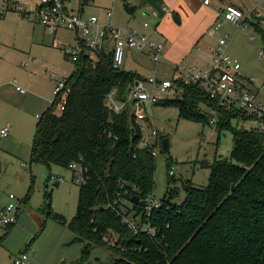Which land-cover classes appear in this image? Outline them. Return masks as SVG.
I'll list each match as a JSON object with an SVG mask.
<instances>
[{"label": "trees", "instance_id": "1", "mask_svg": "<svg viewBox=\"0 0 264 264\" xmlns=\"http://www.w3.org/2000/svg\"><path fill=\"white\" fill-rule=\"evenodd\" d=\"M94 2L79 0V13ZM123 2L125 11L133 15L134 8ZM261 11L252 10L247 22L264 45ZM73 64V73L64 80L70 89L65 109L57 113L56 98L40 116L29 165L69 170L71 164L82 162L88 169L70 222L52 210L51 193H46L40 209L46 219L67 225L76 241L86 242L80 262L89 261L93 246H102L119 256L111 264H264V130L244 127L253 117L225 109L198 85L175 79L177 96L156 106L176 108L180 119L204 125L212 120L205 107L214 110L219 132H231L234 146L230 159L216 157L210 165L206 187H196L192 181L183 184L182 203H175L178 190L170 189L176 179L169 166L168 193L158 208H150L157 158L146 149L134 156L133 147L142 135L134 124L132 106L120 114L106 106L112 91H117L118 101H124L136 82L148 78L123 70L124 64L116 68L113 52L100 53L96 63L82 56ZM260 121L264 125V117ZM165 139L160 135L161 142ZM29 197L30 193L25 200ZM126 216L137 222L138 231L123 222ZM144 225L155 235L143 231ZM13 227H6L0 248ZM112 234L117 236L115 246L108 243Z\"/></svg>", "mask_w": 264, "mask_h": 264}, {"label": "rangeland", "instance_id": "2", "mask_svg": "<svg viewBox=\"0 0 264 264\" xmlns=\"http://www.w3.org/2000/svg\"><path fill=\"white\" fill-rule=\"evenodd\" d=\"M102 1L111 5L114 0ZM69 4L71 8L79 10L78 0H68V7ZM256 4V9L262 10L264 14V5L258 2ZM85 11L87 16L92 14L91 9ZM113 11V24L122 22L124 24L121 27H116L127 28L125 22L129 15L121 0H115ZM28 20L15 13L0 19V35L3 36L0 40V131L8 124L13 126L7 138L0 137V215L4 207L12 203L18 205L20 212V219L18 217L0 248V264H15L14 261L23 256L28 257L25 264H111L119 256L115 251L102 246H93L89 261L81 263L86 242L76 241L75 234L67 225L46 219L40 211L46 201V193L52 194V210L63 215L67 222L73 219L77 211L80 185L72 181L70 170L58 166L48 169L41 164L29 165L36 126L42 114L39 111H44L54 101L57 83L63 80L58 74L61 75L64 71L72 73L74 64L63 51L53 46L52 36L46 34L41 25ZM229 33V53L240 62L241 72L254 78L258 96L264 100V89H261L264 82L262 37L253 26L244 31L233 28ZM58 36L63 41L65 38L70 39V42L74 41L73 33L68 31L60 32ZM133 55L134 60H131ZM139 58V53L126 51L122 69L150 77L149 71L141 70L136 64ZM158 69V79L168 78L174 82L176 76L170 75V68L161 64ZM51 75H55L53 80L48 79ZM22 77L27 81H22ZM15 81L18 85V81L23 85L19 86L26 93L28 89L26 96L30 97L29 100L22 99L16 92ZM28 81H32L34 88L29 87ZM43 95L49 100L39 98ZM165 98L160 96V100ZM174 98L175 96L170 99ZM151 109V119L170 143L169 152H165L162 142L159 148L152 199L160 203L168 193V173L173 166L176 184L171 185L170 189L178 190L175 203H182L186 198L183 188L185 182L192 181L196 187H206L211 173L210 165L216 157L230 159L234 146L233 135L229 131L220 133L216 124L204 125L180 119L176 108L155 104ZM24 113H28V116L23 115ZM236 124L235 121L234 125ZM244 125L248 129L252 128L249 123ZM51 176L63 178L65 182L56 186ZM28 193L30 197L27 201L25 199ZM44 223L46 226L41 232ZM6 233V227L0 228V237ZM107 239L111 246H115L116 235L112 234Z\"/></svg>", "mask_w": 264, "mask_h": 264}, {"label": "built area", "instance_id": "3", "mask_svg": "<svg viewBox=\"0 0 264 264\" xmlns=\"http://www.w3.org/2000/svg\"><path fill=\"white\" fill-rule=\"evenodd\" d=\"M256 2L264 5V0H256ZM209 3V0H205V4ZM163 11L169 12V9L163 7ZM10 13H15L23 19L34 20L48 34L54 36L55 45L59 43L58 33L65 31L73 33L74 44L72 46L65 44L60 47L73 63L79 62L82 56L88 58L92 63H96L99 61L100 53L113 52L115 67L119 68L124 64L128 50L146 54L155 65L159 64L162 59L163 43H156L131 27L117 28L111 24L104 25L96 16L84 17L78 12L70 11L67 8L66 0H0V19ZM152 14L154 17L159 16L157 11H153ZM108 17L111 18L112 13H108ZM249 17L250 13L245 14L234 6H228L223 13V20L234 25L237 31L249 29L250 24L247 22ZM221 27L222 23H218L215 29L218 31ZM214 33V30L210 31L211 36ZM228 50L229 35L224 34L213 50L212 61L208 70H199L185 62L175 70L176 80L180 79L189 85H198L221 107L228 110L235 109L253 117V120L248 122L250 127L264 130V125L260 121L264 117V100L259 98L257 89H254L253 79L243 80L241 78L242 66ZM14 84L18 93L26 94V90L19 86L16 81ZM261 89H264V82L261 84ZM69 91L70 89L66 87L64 80L58 82L54 91L55 99L58 98L57 113L64 111ZM178 93L179 89L173 81L160 80L157 75H152L146 82L135 84L124 101L117 100L116 90L107 96L106 106L115 114H120L128 106H132L134 124L138 126L142 135L140 142L133 147L134 156L137 155L138 151L146 149L157 158L161 147L160 131L156 122L151 119L149 112L160 100L161 95L165 96V99H170L173 96L176 97ZM204 110L212 116L211 124H216L218 114L210 108L205 107ZM8 133L9 128H5L1 131V136L7 137ZM69 170L73 174L72 181L78 185L85 182L84 173L88 169L84 167L82 162L71 164ZM173 170L172 167L171 175L174 174ZM51 178L56 184L65 182L63 178L58 179L55 176H51ZM11 199H14L13 196ZM123 202L125 203V201ZM159 206V202L150 200V208H158ZM126 217H124L123 222L128 224L131 229L138 231L137 222ZM17 220L18 205L12 203L5 207L0 215V228L15 225ZM142 228L143 231H149L155 235V230L151 229L149 225H144ZM27 259V256H23L16 259L14 263L25 264Z\"/></svg>", "mask_w": 264, "mask_h": 264}, {"label": "crops", "instance_id": "4", "mask_svg": "<svg viewBox=\"0 0 264 264\" xmlns=\"http://www.w3.org/2000/svg\"><path fill=\"white\" fill-rule=\"evenodd\" d=\"M121 1L123 2V0ZM128 1L130 7L134 8V14L133 15L128 14L129 16H127V20L125 22L127 23L126 27H130L131 25L132 29H135L136 31H139L141 34L148 36L157 43L164 44L162 59L159 64L157 65L153 64L148 58V56L142 53H139L141 57L139 58L140 60L135 59L137 62L135 63L138 64L141 70L149 71L151 73V76L158 75L159 77L160 75H159L158 66H160L161 64L162 66L170 68L169 72L170 75L172 76H176L175 70H177L185 62H187L189 66L195 67L199 70H208V67L212 61L213 50L218 45V41L223 37L224 34H228L229 45H230L231 35L229 33V30L235 28L234 25L225 22L223 20V13L226 10V8L228 6H234L245 13H248L257 8L256 0H209L210 1L209 4H205V0H128ZM78 4H79V0H78ZM66 5H67V0H66ZM163 7H167L169 9V12H164ZM67 8L70 11L79 13V10H75L71 8L70 4L69 7L67 5ZM113 8H115V0L112 2L111 5L105 4L102 0H95L94 4L91 7H87L85 9H91L92 14L90 16L98 17L102 24L104 25L111 24L114 27L116 26L121 27L124 24L122 22H117L116 24H113V18H114ZM85 9L83 10V13L81 15H83L84 17H89L86 15ZM153 11H157L159 16L154 17L152 14ZM108 13H112L111 18L108 17ZM105 18L107 19V21H103V19ZM28 21L36 23L32 19H29ZM218 23H222V27L217 31L215 28ZM42 29L45 31L43 27ZM211 30L215 31L213 36L210 35ZM45 33L48 34L46 31ZM58 34H57V38L59 39V43L57 45L54 44L55 43L54 36L51 35L52 44L55 48H59L61 50L60 47L65 44L71 46L74 44V41L70 42V39L68 40L65 38V41H63V39H61L58 36ZM2 38L3 36L0 35V40ZM132 59L134 60V55L131 57V60ZM72 71H74V69ZM64 72L65 73H62L61 75L57 73L60 76V79L65 80L69 78L73 73V72L71 73V71L68 73L67 71ZM46 73H48V70H46ZM240 75L243 80H251V79L254 80L253 77L245 76L242 72H240ZM53 76L55 75H51L50 78L48 77V79L53 80L52 79ZM145 78H149V77H145ZM163 79L167 80L168 78H163ZM22 81H27V80H25V78L22 77ZM18 83L19 85L23 86L19 81ZM28 85L30 88H34V84L32 83V81H28ZM255 85L256 82L254 80V85H253L254 89H256ZM14 88L16 90V87ZM25 88L27 89V87ZM53 88L54 86L52 87L51 90H53ZM28 92L29 91L27 89L26 94H20L18 92L17 93L19 94L20 97H22V99L29 100L30 97L26 96ZM39 98L47 101L49 100L48 97H44V95ZM47 109L48 108L44 109V111ZM44 111H39V112L43 113ZM23 115L28 116V113H24ZM8 126H9V133H8L9 136L13 126L11 124H8L7 127L5 128H8ZM1 131H0V137H2ZM160 135H162L161 132ZM7 137H2V138H7ZM18 217L20 219L19 211H18ZM32 261L34 262L35 260L32 259Z\"/></svg>", "mask_w": 264, "mask_h": 264}, {"label": "water", "instance_id": "5", "mask_svg": "<svg viewBox=\"0 0 264 264\" xmlns=\"http://www.w3.org/2000/svg\"><path fill=\"white\" fill-rule=\"evenodd\" d=\"M139 82H136V85H138ZM163 148L165 150V152H169V140L168 139H165L163 141Z\"/></svg>", "mask_w": 264, "mask_h": 264}]
</instances>
